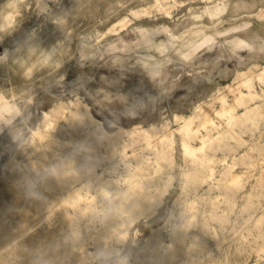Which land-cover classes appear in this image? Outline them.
Listing matches in <instances>:
<instances>
[{"label": "rangeland", "instance_id": "rangeland-1", "mask_svg": "<svg viewBox=\"0 0 264 264\" xmlns=\"http://www.w3.org/2000/svg\"><path fill=\"white\" fill-rule=\"evenodd\" d=\"M38 241L40 264H264V0H0V258Z\"/></svg>", "mask_w": 264, "mask_h": 264}, {"label": "bare ground", "instance_id": "bare-ground-1", "mask_svg": "<svg viewBox=\"0 0 264 264\" xmlns=\"http://www.w3.org/2000/svg\"><path fill=\"white\" fill-rule=\"evenodd\" d=\"M258 78H261V77H258ZM241 85H244L246 86V92H244L242 89H239L238 92L239 94L236 95L234 98H232V100L230 101H226L227 105L226 107H224L221 111H219L220 113L222 114H226L228 113V116H229V120L232 122H234L235 120H239V119H243L245 117H247L250 113V111L252 109H254V106H248L247 103L249 100L252 99L253 97V90H252V85L250 83V80L249 79H246V80H243L241 82ZM241 104L244 106L245 110H243L242 112H237L236 111V107ZM238 108V107H237ZM87 109V107H86ZM204 121L203 123H208V122H211V119L210 117L207 115V114H204ZM78 119H85L87 120L88 122H91V123H94L96 124L98 127L100 125H98L96 119L94 120L92 118V116L88 113L87 110H85L83 107L79 108L74 116L71 118V123L72 124H75ZM187 125V124H186ZM101 126V125H100ZM185 133L186 134H189L192 129L190 130L189 127L185 128ZM101 134H104L101 130ZM215 137V136H214ZM213 136L210 137L208 134H205V135H202L200 137V139L202 140H211L212 138H214ZM110 145V140H108L107 142V146ZM187 148V146H185ZM100 152L97 151L96 152V155H99ZM66 174L64 173L63 174V180H59L58 182H55L54 180H48L47 181V185L52 187V188H55V186L59 187L60 189H63V187L65 186V184L67 183V179L66 178ZM81 177V174L79 173H76L75 175V180H78L79 178ZM74 193H77L78 194V188H76L74 190ZM72 195L71 192H68L67 194H65L63 197H70ZM50 197L54 200L56 197H55V194L54 195H50ZM143 202H140V204H138L140 207H138V205H134V207H138V208H143ZM42 239H46L48 242H51L52 245L56 246L58 245V239L56 237H54V235H50L49 237L47 236H43ZM44 249V246H43V241H38L34 246H32L31 248H26L25 247V244H21V251L23 253V256L25 257V262L24 263H21L20 261L19 262H12L11 260H9L7 257H2L0 258V264H40V262H42V259L43 257H45L46 255L42 252Z\"/></svg>", "mask_w": 264, "mask_h": 264}, {"label": "clouds", "instance_id": "clouds-1", "mask_svg": "<svg viewBox=\"0 0 264 264\" xmlns=\"http://www.w3.org/2000/svg\"><path fill=\"white\" fill-rule=\"evenodd\" d=\"M147 35L150 37H160V36L166 37V40L162 39L157 44H150V47L154 48L160 54L167 52L169 47L175 46L174 36H173L171 31L165 32L164 30H152V31L148 32ZM186 55L190 59L192 53H188ZM157 99H158L157 96L152 94L151 96L148 97V102L149 103H156ZM142 107H143V104L137 105V108H142ZM100 251H102V250H100ZM118 253H119V255H121L123 257L125 264H132L133 254L131 252H129L126 249H123V250L118 249Z\"/></svg>", "mask_w": 264, "mask_h": 264}]
</instances>
